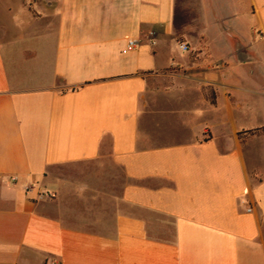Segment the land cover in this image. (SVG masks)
<instances>
[{"label": "crops", "instance_id": "1", "mask_svg": "<svg viewBox=\"0 0 264 264\" xmlns=\"http://www.w3.org/2000/svg\"><path fill=\"white\" fill-rule=\"evenodd\" d=\"M195 3L4 1L0 264H264V0Z\"/></svg>", "mask_w": 264, "mask_h": 264}, {"label": "rangeland", "instance_id": "2", "mask_svg": "<svg viewBox=\"0 0 264 264\" xmlns=\"http://www.w3.org/2000/svg\"><path fill=\"white\" fill-rule=\"evenodd\" d=\"M5 0H0V38L5 35L4 33L7 32V36L17 34L16 28H14L15 20L13 16V12H8L6 10ZM177 2V10H176V16H177V23L179 28H182L183 24L186 23L188 16L191 17L193 14L196 16V3L195 0H176ZM191 9V7L194 8V12L187 11L186 8ZM21 12V11H20ZM15 13H18L17 11Z\"/></svg>", "mask_w": 264, "mask_h": 264}, {"label": "built area", "instance_id": "3", "mask_svg": "<svg viewBox=\"0 0 264 264\" xmlns=\"http://www.w3.org/2000/svg\"><path fill=\"white\" fill-rule=\"evenodd\" d=\"M133 45H134V41L130 40V41L127 42V46L132 47ZM179 47H180V49L182 51H186L187 50V47L185 45H183V44H181Z\"/></svg>", "mask_w": 264, "mask_h": 264}, {"label": "trees", "instance_id": "4", "mask_svg": "<svg viewBox=\"0 0 264 264\" xmlns=\"http://www.w3.org/2000/svg\"><path fill=\"white\" fill-rule=\"evenodd\" d=\"M264 129L261 128V129H253V130H250L248 131L247 133L252 135V134H258L260 131H263Z\"/></svg>", "mask_w": 264, "mask_h": 264}]
</instances>
